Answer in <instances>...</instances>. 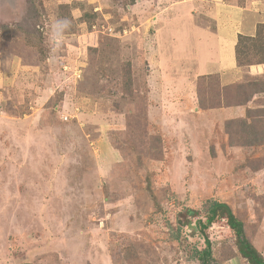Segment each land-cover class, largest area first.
Masks as SVG:
<instances>
[{
  "label": "rangeland",
  "instance_id": "374dc122",
  "mask_svg": "<svg viewBox=\"0 0 264 264\" xmlns=\"http://www.w3.org/2000/svg\"><path fill=\"white\" fill-rule=\"evenodd\" d=\"M195 12L231 30L264 17V0H0V26L11 29L0 33V264H200L188 251L203 237L174 236L183 219L191 233L197 218L186 210L204 216L208 200L232 207L264 257V127L263 144L232 146L228 111L214 118L198 104L204 59H159L172 24ZM58 18L72 26L57 45ZM236 76L264 79V64ZM242 107L243 117L264 109V93ZM207 233L217 264H250L225 219Z\"/></svg>",
  "mask_w": 264,
  "mask_h": 264
},
{
  "label": "trees",
  "instance_id": "16d2710c",
  "mask_svg": "<svg viewBox=\"0 0 264 264\" xmlns=\"http://www.w3.org/2000/svg\"><path fill=\"white\" fill-rule=\"evenodd\" d=\"M130 1L134 2L135 0ZM60 8L62 9L64 6L61 5ZM63 14V12H59V15ZM87 15L88 13L86 12L84 16ZM88 17H90V15L83 17L82 19L85 20ZM0 33L3 37L9 39L11 29L8 25L3 24L0 26ZM94 38L95 36H92V39ZM25 42L29 46L35 47L42 58L45 57L44 46L41 39L31 35L30 33H26ZM93 49L96 50V46H93ZM236 58L238 66L264 64V22L258 23L256 33L253 36L239 34L238 42L236 44ZM130 69L123 74L122 84L126 90L133 88V86H130L132 84V70ZM220 84V76L218 74H207L198 77L197 96H199L198 104L202 110L231 105L247 106L257 93H264L263 78L249 82H237L222 87ZM231 90L233 91V99H235L232 100V102V97L229 95L225 96V92L227 94V92ZM62 97L63 95L60 94V101L62 100ZM218 99L219 102H217ZM246 113L247 115L245 117L227 120L225 126L227 127V133L230 134V144L232 146L236 144L249 146L263 144L262 139L259 137V133L261 134L259 127H264V109L259 108L251 110L247 107ZM234 129H236V131L239 130L237 134V136L240 134L238 139L237 136L236 139L234 138ZM152 138L155 139V136ZM152 150H154L153 147ZM207 203L208 212H206L204 216H201L200 210L198 209L193 210L192 208H189L186 210L187 216L193 215V217L197 218L196 224L194 226V222L190 220V223L188 224L191 225L188 226L187 229H191L194 226L190 233L183 227V225H185L184 219L180 220L182 223L177 225V232L175 233L174 238L179 241L182 239L183 243L184 241H188L187 238L184 237L187 233H197L201 235L204 239L205 246L199 249L197 245H193V249L188 252L191 253L192 257H195L200 264H217L215 256H213L212 242L207 231L214 222L225 219L230 229H232L236 234V244L239 250L238 254L246 258L250 264H264L263 255L247 237L244 222L233 212L232 207L226 202L217 200H208ZM182 230H185V234H183L184 232ZM225 257L229 256L226 254ZM133 259H135V262L139 261L138 257H133L130 260ZM23 264L33 263L25 262Z\"/></svg>",
  "mask_w": 264,
  "mask_h": 264
},
{
  "label": "crops",
  "instance_id": "0c3cea01",
  "mask_svg": "<svg viewBox=\"0 0 264 264\" xmlns=\"http://www.w3.org/2000/svg\"><path fill=\"white\" fill-rule=\"evenodd\" d=\"M218 10L219 12H223L226 9L223 5H220L218 6ZM242 10L243 9H241V11ZM261 15V13H254V19H258L256 22L252 19L253 16H251L249 22H243L242 19L240 20V24L238 26H235L231 30H224V28H221L220 23L215 19H213L211 22L204 21L203 18L206 17L202 16L207 15L201 12L196 13L195 19L198 20H191L189 18L190 16H186L187 26L174 22V24H172V28H170V32L168 33V39L170 38V40L162 38V44L165 47L164 50L166 51L167 55L165 54V51L163 49H160L159 52L161 53V56L159 57V59L163 64L165 59L168 57V62L169 64H171L182 54H190V56L194 58L201 57L204 59V67L201 69V73H197V77L207 74H218L220 76L222 85H229L235 82V79H237L236 75L238 73L239 66L236 58V44L238 36L239 34L247 36L255 35L257 23L264 22V17L263 15ZM191 17L193 18V16ZM233 19L237 21V18L235 16L233 17ZM173 20H176V18H174ZM159 23L162 24V21H160ZM188 24L190 25V27H188ZM197 28L201 31L200 34L204 35L205 41L202 43H197V40L193 35V31ZM182 36L187 40L183 41V44L179 50L180 52H177V50L175 53L170 52L168 46L174 43L178 45L179 37ZM167 41H169L168 44H166ZM189 43H192L193 45H188ZM206 49H209V53H206ZM196 78L194 79L196 80ZM208 110H210V114L208 115H211V117L214 118H217L219 116L223 117L224 110H227L229 115L222 118L223 122L224 120L243 117L245 109L242 106H231L224 108H212Z\"/></svg>",
  "mask_w": 264,
  "mask_h": 264
},
{
  "label": "clouds",
  "instance_id": "9594fccd",
  "mask_svg": "<svg viewBox=\"0 0 264 264\" xmlns=\"http://www.w3.org/2000/svg\"><path fill=\"white\" fill-rule=\"evenodd\" d=\"M71 26V21L67 18H58L53 21L50 26V34L53 37L54 44L58 45L62 42L64 34L71 28Z\"/></svg>",
  "mask_w": 264,
  "mask_h": 264
},
{
  "label": "built area",
  "instance_id": "2783aa9c",
  "mask_svg": "<svg viewBox=\"0 0 264 264\" xmlns=\"http://www.w3.org/2000/svg\"><path fill=\"white\" fill-rule=\"evenodd\" d=\"M64 116H65V114L63 115V118H64ZM64 119H65V120H68V118H67V117H65Z\"/></svg>",
  "mask_w": 264,
  "mask_h": 264
}]
</instances>
